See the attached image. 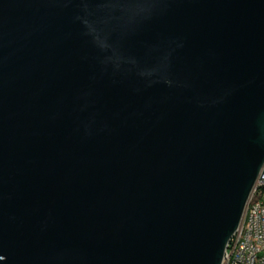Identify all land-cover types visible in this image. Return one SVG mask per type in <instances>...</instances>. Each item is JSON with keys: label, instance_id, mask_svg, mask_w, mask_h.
<instances>
[{"label": "water", "instance_id": "1", "mask_svg": "<svg viewBox=\"0 0 264 264\" xmlns=\"http://www.w3.org/2000/svg\"><path fill=\"white\" fill-rule=\"evenodd\" d=\"M264 180V0H0V264H223Z\"/></svg>", "mask_w": 264, "mask_h": 264}, {"label": "built area", "instance_id": "2", "mask_svg": "<svg viewBox=\"0 0 264 264\" xmlns=\"http://www.w3.org/2000/svg\"><path fill=\"white\" fill-rule=\"evenodd\" d=\"M258 179L257 184H264ZM239 231V229H238ZM227 254H234L235 264H264V201L261 207L255 210L252 219H249L248 236L245 239V246H237V232L229 243ZM223 263H225V258Z\"/></svg>", "mask_w": 264, "mask_h": 264}, {"label": "bare ground", "instance_id": "3", "mask_svg": "<svg viewBox=\"0 0 264 264\" xmlns=\"http://www.w3.org/2000/svg\"><path fill=\"white\" fill-rule=\"evenodd\" d=\"M264 201V184H257L248 202L244 219L239 231H237V246H245V239L248 236L249 219H252V215L255 214V210L261 207V202ZM223 264H235L234 254H227L225 256V263Z\"/></svg>", "mask_w": 264, "mask_h": 264}]
</instances>
